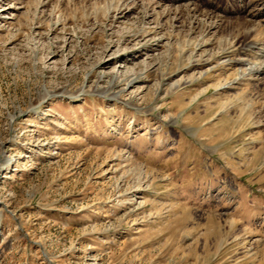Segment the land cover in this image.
I'll return each mask as SVG.
<instances>
[{"label":"rangeland","instance_id":"obj_1","mask_svg":"<svg viewBox=\"0 0 264 264\" xmlns=\"http://www.w3.org/2000/svg\"><path fill=\"white\" fill-rule=\"evenodd\" d=\"M263 41L264 0H0V264H264Z\"/></svg>","mask_w":264,"mask_h":264},{"label":"bare ground","instance_id":"obj_2","mask_svg":"<svg viewBox=\"0 0 264 264\" xmlns=\"http://www.w3.org/2000/svg\"><path fill=\"white\" fill-rule=\"evenodd\" d=\"M120 14V13H119ZM264 42V41H263ZM253 44H254V42H253ZM251 46H252V43H248L245 47H244V51H243V54L245 55V56H250V48H251ZM237 71V70H236ZM236 77H237V75L235 76V78H234V80L236 79Z\"/></svg>","mask_w":264,"mask_h":264}]
</instances>
